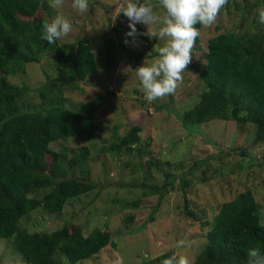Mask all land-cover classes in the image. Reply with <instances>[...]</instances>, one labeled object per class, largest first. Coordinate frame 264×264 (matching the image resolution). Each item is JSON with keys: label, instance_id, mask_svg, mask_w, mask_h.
<instances>
[{"label": "trees", "instance_id": "trees-1", "mask_svg": "<svg viewBox=\"0 0 264 264\" xmlns=\"http://www.w3.org/2000/svg\"><path fill=\"white\" fill-rule=\"evenodd\" d=\"M225 8L229 10V0ZM53 11L50 0H0V239L13 243L24 264H63L64 256L69 264H81L98 257L105 247L115 246L107 230L94 227L85 235L84 226L72 223L71 218L51 231L38 232L21 225L24 218L35 214L60 215L69 203L96 189L87 173L88 148L68 154L51 148L53 143L95 130L92 107H67L62 89L97 72L91 40L77 37L71 43L57 40L49 44L41 38V25L50 20ZM247 13L250 15L249 9ZM246 24L243 18L242 31L227 30L207 40L205 64L199 74L203 91L191 108L179 114V120L186 129L212 120L250 124L253 144H264V25L251 32ZM196 27L201 31V25ZM199 42L200 36L195 44ZM104 43L108 47L112 40ZM43 58L51 62L50 70L44 68V83L30 89L26 65L38 64ZM30 91L47 103L30 109L25 102ZM141 132L142 128L133 126L123 136H113L105 150L129 152L140 141ZM184 163L154 158L144 166L140 163L163 177L160 183L145 181L139 186L143 196L158 198L150 222L164 195L176 189L184 193L185 217L195 219L196 213L187 204V189L196 183L206 185L223 169L212 168L209 176L203 171L200 177L195 172L198 162L187 169ZM75 166L79 176L74 173ZM171 168H180L181 174ZM213 215L192 264H247L250 247L264 252L262 210L250 188L242 186L237 196L219 204ZM132 220L133 216L126 217L127 222ZM169 256L172 254L165 252L141 264H160Z\"/></svg>", "mask_w": 264, "mask_h": 264}, {"label": "rangeland", "instance_id": "rangeland-1", "mask_svg": "<svg viewBox=\"0 0 264 264\" xmlns=\"http://www.w3.org/2000/svg\"><path fill=\"white\" fill-rule=\"evenodd\" d=\"M152 2L156 4L157 0ZM71 4L72 0H64L61 7L52 8L50 20L63 15L73 26L68 36L59 39L61 43H71L77 37L91 40L97 72L64 87L62 96L69 108L80 104L91 106L96 128L82 136L53 143L51 148L67 154L88 148L87 173L96 189L69 203L60 215L35 214L24 218L21 225L38 232L51 231L61 227L66 219L69 220L66 222L72 219V223L84 226L85 235L98 227L110 232L115 246L105 247L98 257L81 264H114L118 257L123 258V264H141L165 252L187 255L193 263L205 242L207 223L212 222L213 211L219 204L236 197L242 186L250 188L260 204L264 224V144H253L252 126L212 120L186 129L179 120V114L191 108L203 91L199 74L205 64L207 40L227 30L242 31L243 18L251 32L257 26L262 27L257 9L264 6L263 1L229 0V10L224 8L214 25L201 27L200 42L192 50V61L183 73L182 85L174 95L151 103L144 98L134 70L154 60L158 48L166 40L148 36L147 27L136 24L138 33L143 35L137 36L138 46H134L132 38L125 36L130 31L127 18L122 13L117 15V0H89V10L83 14L72 9ZM154 10L163 15L162 8ZM154 27L150 26L148 31ZM106 39L112 40L108 47L104 43ZM125 39L129 44L124 43ZM50 65L48 58L26 65L30 89L44 83L42 71L44 68L50 70ZM50 73L54 75V71ZM11 81L20 84L15 79ZM25 102L30 109L36 110L47 103L41 102L35 91L27 94ZM133 126L142 128V132L140 141L131 151L105 150L113 136L121 137ZM100 148L104 149L99 152ZM151 158L159 162L184 161L186 169L196 161L200 165L195 172L200 177L203 171L209 176L215 167H223L219 170L221 175L217 173L206 185L196 183L187 189V204L196 213L195 219L185 217L184 193L176 189L164 195L153 213V221H149L158 198L156 195L143 196L139 186L145 181L153 184L163 180L160 172L148 168L151 166H140ZM78 169L75 166L74 173L79 176ZM231 169L235 173H230ZM171 171L178 176L181 174L180 168H171ZM128 215L133 216L132 222L126 221ZM180 240L185 241V246L178 248ZM0 264H24L22 255L10 240L0 239Z\"/></svg>", "mask_w": 264, "mask_h": 264}, {"label": "clouds", "instance_id": "clouds-1", "mask_svg": "<svg viewBox=\"0 0 264 264\" xmlns=\"http://www.w3.org/2000/svg\"><path fill=\"white\" fill-rule=\"evenodd\" d=\"M64 0H50V7L59 8ZM119 12L128 20L130 31L126 37L132 38V44L138 46V33L136 24L147 27V35L166 40V43L158 48V56L149 62L143 63L134 71L139 80L144 98L149 102L174 95L183 83V73L192 61V50L200 36L197 25L211 27L214 25L221 11L228 4V0H117ZM72 9L80 14L89 10V0H72ZM162 8L163 15L154 9ZM258 22L264 25V6L257 9ZM155 25L151 32L150 26ZM41 38L49 44L63 39L72 32V24L63 15H57L51 20L43 21ZM124 43L129 44L125 39ZM178 248L185 246V241L180 240ZM63 264H69L66 256L62 257ZM114 264H123V258L118 257ZM160 264H192L187 255H172L161 260ZM247 264H264V252L258 247H250L247 250Z\"/></svg>", "mask_w": 264, "mask_h": 264}]
</instances>
